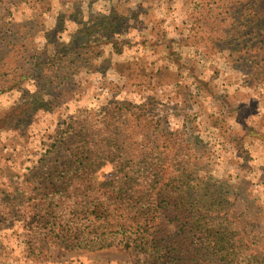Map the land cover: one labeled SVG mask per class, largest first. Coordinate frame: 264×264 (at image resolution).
I'll use <instances>...</instances> for the list:
<instances>
[{
    "label": "rangeland",
    "instance_id": "rangeland-1",
    "mask_svg": "<svg viewBox=\"0 0 264 264\" xmlns=\"http://www.w3.org/2000/svg\"><path fill=\"white\" fill-rule=\"evenodd\" d=\"M16 1L0 0V36L9 37L2 33V21L15 22L21 32L13 34L10 50L4 49L9 50L7 62L23 47L38 50L48 44L54 49L48 37L66 54L60 55V72L26 63L32 77L22 89L0 95V116L23 99V91L47 104L0 131V201L16 189L38 194L62 190L75 138L50 157L55 175L30 174L32 166L43 163L50 134L80 110L121 102L131 114L122 116L119 131L133 111L142 110L206 147L197 154L201 170L184 164V152L173 160L174 168L164 167L167 179L186 172L184 180L176 177L174 187L184 188L191 178L200 186L196 189H223L242 225L264 230V24L251 27L256 19L264 22V14H258L264 13V0L261 11L252 0H22L14 11ZM236 11L243 12L235 18H243L239 26L233 25ZM110 15L120 19V38L110 36L123 46L121 53L112 49L110 36L97 34L99 23L93 22ZM87 28L97 33L88 35ZM95 171L100 188L118 185L112 160L104 158ZM32 211L29 199L13 213L0 204V264H138L120 248L75 250L44 234L35 244ZM162 227L173 231L176 224L163 220Z\"/></svg>",
    "mask_w": 264,
    "mask_h": 264
},
{
    "label": "trees",
    "instance_id": "trees-1",
    "mask_svg": "<svg viewBox=\"0 0 264 264\" xmlns=\"http://www.w3.org/2000/svg\"><path fill=\"white\" fill-rule=\"evenodd\" d=\"M21 1H16L14 11ZM262 1L252 0L259 11ZM14 11L9 10L10 14ZM242 13L234 12L233 25L242 24L243 18L235 19ZM258 14L262 17L264 13ZM93 22L99 23L96 27L99 31L87 28L88 35L94 30L105 38L110 35L115 40L120 38L119 17L110 15ZM14 23L9 26L2 21V33L9 37L0 36V95L14 88L22 89L21 84L32 77L27 64L34 63L39 70L48 65L52 72H60V55L66 54L55 38L48 37L54 49L48 44L38 50L23 47L16 59L8 63L13 34H21L20 25ZM262 24L263 19H256L251 27L262 28ZM111 37L108 40L113 42L112 49L121 53L123 46ZM5 48L9 50L4 51ZM38 98L23 91V99L0 116V131L14 126L31 112L45 109V100ZM129 108L121 102H112L96 111L80 110L50 134L42 153L43 163L32 166L30 174L36 177L41 170L43 176L55 175L57 170H51L50 157L75 138L78 144L65 169L67 182L62 190L38 194L35 189L30 192L16 189L3 195L0 204L12 213L26 199L32 201L33 243L38 244L44 234L75 250L120 248L129 251L138 264H264V238L259 236L264 235V230L256 232V226L249 222L243 226L235 210L228 208V194L223 189H196L200 186L191 182V178L184 188L174 187L177 176L185 179V171L166 178L164 167L174 168L173 160L183 152V157H187L182 160L184 164L201 170L202 158L197 154L206 147H198L183 133L173 131L142 110L133 111V117L119 131L120 120L131 112ZM135 116L137 119L133 120ZM104 158L112 160L118 168V185L114 189L100 188L95 179V168ZM59 182L62 184V179ZM163 220L175 223L176 229L162 227ZM247 225L252 230L249 233Z\"/></svg>",
    "mask_w": 264,
    "mask_h": 264
}]
</instances>
